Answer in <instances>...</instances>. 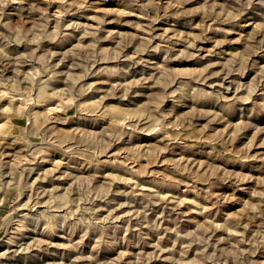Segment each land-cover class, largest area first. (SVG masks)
I'll use <instances>...</instances> for the list:
<instances>
[{
  "label": "rangeland",
  "instance_id": "rangeland-1",
  "mask_svg": "<svg viewBox=\"0 0 264 264\" xmlns=\"http://www.w3.org/2000/svg\"><path fill=\"white\" fill-rule=\"evenodd\" d=\"M0 264H264V0H0Z\"/></svg>",
  "mask_w": 264,
  "mask_h": 264
},
{
  "label": "bare ground",
  "instance_id": "bare-ground-1",
  "mask_svg": "<svg viewBox=\"0 0 264 264\" xmlns=\"http://www.w3.org/2000/svg\"><path fill=\"white\" fill-rule=\"evenodd\" d=\"M38 160V159H37ZM31 188V187H30ZM39 243V242H38ZM7 250V249H6Z\"/></svg>",
  "mask_w": 264,
  "mask_h": 264
}]
</instances>
